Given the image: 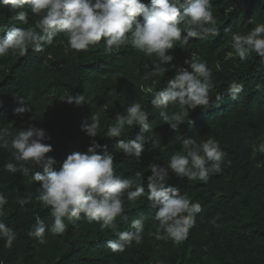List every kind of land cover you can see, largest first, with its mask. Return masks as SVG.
<instances>
[{
  "label": "trees",
  "instance_id": "trees-1",
  "mask_svg": "<svg viewBox=\"0 0 264 264\" xmlns=\"http://www.w3.org/2000/svg\"><path fill=\"white\" fill-rule=\"evenodd\" d=\"M141 2L150 5V0ZM212 3L217 34H202L189 39L188 44L177 41L167 53L173 61L161 65L167 71L154 70L156 56H147L131 45L108 54L101 40L76 51L64 33H58L42 51L29 46L24 55L10 51L0 57V129L9 133L5 137L9 147H0V193L8 200L0 222L17 237L11 248L0 239V264H264V152L259 150L264 143V57L252 52L241 61L232 47L233 34L246 35L264 23V0ZM25 10L27 24L14 20L16 13L0 4V35L12 27L35 28L43 13L32 14L27 5ZM137 19L143 21L142 17ZM193 56L211 70L209 103L196 109L170 104L166 109L169 114L189 113L174 131L162 120V109L152 100L175 77L172 65L187 68L184 61ZM234 82L238 90L233 93L229 86ZM69 94L83 95L84 104L77 107L63 102ZM134 102L148 113L151 127L144 134L148 142L139 160L116 147L118 139H135L138 126L126 127L120 138L106 136L117 115L125 114ZM19 107L30 110L17 115ZM93 115L100 119L95 137L101 145L99 154L105 150L112 153L114 172L122 178L136 180V174L141 173L145 194L135 202L125 195L124 212L115 218L113 228L101 230L100 223L89 222L81 213L79 220L64 219L67 227L63 234L46 232V243L41 245L28 233L37 216L46 225L54 219L50 207L38 199L40 185L32 179V174L42 169L15 161L11 139L17 130L29 126L45 130V143L53 148L47 156L57 161L55 168L59 170L68 154L86 152L91 146L93 138L82 130V124L90 122ZM189 138L198 144L214 139L227 154L225 162L222 171L207 183L178 177L169 169L166 186L179 188L192 203L201 205L202 212L185 241L157 240L159 222L147 199L150 165L166 167ZM8 162L28 168V174L7 172L4 165ZM18 198L26 203L21 206ZM137 218L144 220L142 242H133L123 252L107 248V241L118 232L133 231L130 224Z\"/></svg>",
  "mask_w": 264,
  "mask_h": 264
},
{
  "label": "clouds",
  "instance_id": "clouds-1",
  "mask_svg": "<svg viewBox=\"0 0 264 264\" xmlns=\"http://www.w3.org/2000/svg\"><path fill=\"white\" fill-rule=\"evenodd\" d=\"M0 4L7 5L10 11L16 13L13 19L24 24L28 23L26 5L32 14L43 13L35 28L12 27L0 35V57L10 51H19L24 55L29 46L34 51H42L45 45L52 44L58 33H64L70 48L76 51L86 50L101 40L108 54L114 49L131 45L147 56H156L158 62H153L154 70L167 71L161 65L171 64L174 57L167 53L177 41L188 44L189 39L202 34H217L212 0H150V5H145L141 0H0ZM138 17H142L143 21ZM182 33L185 35L182 36ZM232 42L235 54L241 61L246 60L252 52L264 57V23L257 24L246 35L233 34ZM184 64L188 67L172 65L175 77L167 82L165 88L156 92L152 100L154 106L162 109V120L174 131L184 123L189 113L181 111L169 114L166 111L168 106L177 103L190 109L206 106L212 87L211 70L206 62L193 56L186 59ZM237 90L235 82L229 86L230 92ZM63 102L79 107L84 104L85 97L69 94ZM0 107H3L2 102ZM29 110L19 107L15 111L17 115H23ZM148 119V113L142 110L141 104L134 102L127 107L125 114L117 115L115 123L108 127L106 136L120 138L126 127L138 126L140 131L135 139H118L116 147L124 155L139 160L148 142L144 134L151 131ZM99 126L97 115H93L90 122L82 124V130L93 138L92 144L86 152L68 154L59 170L55 168L57 161L47 156L53 148L45 143V130L29 126L26 130H17L11 139L15 161L29 162L42 169V172L35 171L32 179L40 185L37 189L38 199L44 206L50 207L54 219L46 225L37 216L35 225L28 233L41 245L46 243V232L53 236L63 234L67 227L64 219L70 222L79 220L81 213L89 222L100 223L101 230L113 228L115 218L124 212L125 195L129 201L135 202L145 194L141 173L136 174V180L122 178L114 172L112 153L105 150L99 154L101 145L95 140ZM8 135L7 129H0V141H3L0 147H9L5 139ZM259 150L264 152V143L259 145ZM226 155L212 138L199 144L189 138L183 141L181 150L171 156L166 167L150 165L152 175L147 178V199L150 207L156 210L155 219L159 222L155 234L157 240L170 239L176 244L185 241L196 224L197 215L202 212L201 205L192 203L181 194L179 188L166 186L169 169L178 177L207 183L212 175L222 171ZM4 168L13 174L27 175L29 172L28 168L12 162L6 163ZM133 187L135 190H130ZM7 203L6 196L0 193V215H3ZM18 203L23 206L26 201L18 198ZM124 219L127 220V217L124 216ZM130 227L133 231L118 232L116 238L108 240L107 248L113 252H123L133 242L139 245L143 239L144 220L133 219ZM0 239L5 241L7 248H11L17 239L15 232L3 222H0Z\"/></svg>",
  "mask_w": 264,
  "mask_h": 264
}]
</instances>
